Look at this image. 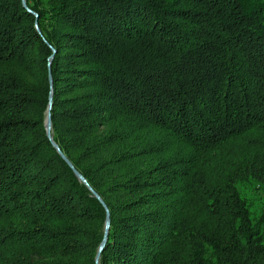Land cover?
Returning <instances> with one entry per match:
<instances>
[{
	"label": "trees",
	"instance_id": "1",
	"mask_svg": "<svg viewBox=\"0 0 264 264\" xmlns=\"http://www.w3.org/2000/svg\"><path fill=\"white\" fill-rule=\"evenodd\" d=\"M26 2L0 0V264H98L51 91L100 264H264V0Z\"/></svg>",
	"mask_w": 264,
	"mask_h": 264
},
{
	"label": "water",
	"instance_id": "2",
	"mask_svg": "<svg viewBox=\"0 0 264 264\" xmlns=\"http://www.w3.org/2000/svg\"><path fill=\"white\" fill-rule=\"evenodd\" d=\"M23 5L25 7H27V2L26 0H23ZM31 11V9H29ZM35 15L38 17V14L35 13ZM36 27L39 29L38 24H36ZM40 31V29H39ZM55 49L53 48V54L50 56L49 58V76H50V82H51V88L53 87V77H52V72H51V64L52 61L54 59V55H55ZM52 104H53V91H51L50 94V102H49V106H48V111H47V118H46V130H47V135L50 138L52 144L56 147V149L60 152V154L63 156V158H65V160L70 164V166L74 169L76 175L78 176V178L84 182L89 188L90 190L94 193V195L103 203V205L106 208L107 211V216H106V223H105V233H104V238L100 244L97 256H96V261L98 264L99 263V259L101 256V252L103 251L105 244L107 242L108 239V234H109V228H110V222H111V218H110V211L107 207V205L105 204L104 200L101 198V196L92 188V186L88 183L87 179L84 177V175L73 165V163L67 158V156L64 154V152L60 149V146L58 145V143L54 140L53 138V133H52V113H51V109H52Z\"/></svg>",
	"mask_w": 264,
	"mask_h": 264
},
{
	"label": "rangeland",
	"instance_id": "3",
	"mask_svg": "<svg viewBox=\"0 0 264 264\" xmlns=\"http://www.w3.org/2000/svg\"><path fill=\"white\" fill-rule=\"evenodd\" d=\"M253 196H254V201L257 203L258 206L264 205V189L255 192Z\"/></svg>",
	"mask_w": 264,
	"mask_h": 264
}]
</instances>
